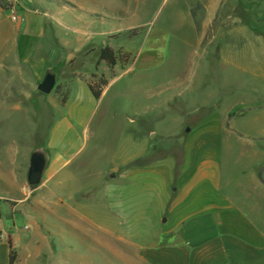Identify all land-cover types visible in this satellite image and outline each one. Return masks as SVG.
<instances>
[{
    "label": "crops",
    "instance_id": "obj_1",
    "mask_svg": "<svg viewBox=\"0 0 264 264\" xmlns=\"http://www.w3.org/2000/svg\"><path fill=\"white\" fill-rule=\"evenodd\" d=\"M158 1L153 21L155 31L147 32L146 36L140 35H145L147 30L144 18L156 0H65L75 6L83 18H104L90 37L87 33L90 25H85V30L74 29L69 35L67 29L59 30L47 23V12L58 8L54 0H13L16 13L25 19L23 25L12 23L11 13L3 12L0 6V128L7 124L21 127L25 114L43 110L57 112L59 108L68 107L67 101L60 103L57 97L42 94L49 98H39L41 103L35 104L39 95L37 86L48 69L53 73L56 71L55 85L59 91L68 88L69 83L81 81H84L85 89L91 91L100 78L118 74L119 66L126 64H139L144 71L150 61L144 60L139 53L121 56L122 48L118 46L123 43L121 38L130 46L141 38L147 44L151 36L155 44H160L169 36L195 50L201 56L204 70L209 73L213 62L201 49V43L222 7L225 48L215 59L233 66V72H238L233 81L242 82L240 88L257 91V97L244 105L250 109L230 117L255 113L257 118L240 128L255 137L230 141L252 152L253 160L238 170L237 183L224 182V175L220 172L224 141L221 136L227 134L225 124H228V115L235 107L229 109L224 125L217 122L223 129L221 136L215 138L208 132L211 134L206 136L209 141L202 147V155L205 154L196 157L199 164L212 162L215 167V173L204 169L197 175L196 188L204 183L211 184L216 200L223 203L222 208L212 209L207 202H196L195 211L184 216L173 231L160 234L154 240L144 238L145 247L140 256L135 257L128 251L118 253L111 250V253L124 264H264V0H218L216 4L214 0H208L200 35L190 16V10L198 0ZM127 72L133 73V69L121 75ZM221 92L215 93L214 98H220ZM211 101L207 99L206 105H211ZM202 123L195 127L196 130L205 122ZM64 130L70 136L61 139L55 154L50 155L48 149L42 147L47 156V168L41 184L36 187L28 185L27 173L29 154L38 148L39 141L35 139L26 149L21 142H15L8 152L0 150V264H9L11 252L17 255L16 264H59L53 263L55 252L49 235L51 223L47 218L36 217L41 210L49 212L47 209L54 204L56 192L66 186L65 170L79 152L71 149L70 140L76 138L75 127L67 123ZM189 157L194 159L188 150L184 162H189ZM186 171L188 169L183 165L181 177ZM131 204L132 210L135 204ZM61 210L69 215L76 214L67 207ZM22 216L31 219L34 225V232L26 238L21 237L22 229L18 227L17 218ZM3 218L10 221L12 227L6 228ZM55 219L63 222L62 217ZM79 221L67 223L74 225L76 228L73 229L79 233ZM94 241L100 246L107 245L104 237L94 238ZM66 254L63 258L68 259L62 264H81V256L70 260L71 254Z\"/></svg>",
    "mask_w": 264,
    "mask_h": 264
},
{
    "label": "rangeland",
    "instance_id": "obj_2",
    "mask_svg": "<svg viewBox=\"0 0 264 264\" xmlns=\"http://www.w3.org/2000/svg\"><path fill=\"white\" fill-rule=\"evenodd\" d=\"M54 1L58 8L47 12V23L59 30L67 29L69 35L74 29L85 30V25H90L87 30L90 37L99 28L100 21L104 22L100 17L83 18L81 12L65 0ZM158 4V0L151 3L144 18L147 30L141 36L155 31L153 21ZM217 31L220 32L212 45L204 49L213 62L209 73L195 50L169 36L160 44H155L151 36L147 44L141 38L130 46L121 38L123 43L118 45L122 48L121 56L139 53L150 61L144 71L139 64L119 66L118 74L100 78L91 91L85 89L84 81L69 83L62 91L56 84L49 97H57L60 103L67 101L66 109L25 114L21 127L7 124L0 128L1 151L8 152L15 142H21L26 149L36 139L50 155L57 152L62 138L70 136L64 130L65 124L76 129V138L70 140L71 149L79 152L65 170L66 186L56 192L54 204L47 209L49 212L41 210L36 217L47 218L51 223L53 263L62 264L68 259L63 258V254L68 252L70 260L81 256V264H124L111 250L133 252L138 257L145 247L144 238L154 240L160 234L173 231L184 216L195 211L196 202H207L212 209L222 208L223 203L216 200L211 184L196 188L197 175L202 170L215 173L212 162L199 164L197 156L202 155V147L209 141L207 135L221 136L223 129L217 122L224 125L227 111L235 107L229 119L250 109L244 105L257 97V91L240 88L243 83L233 81L238 74L233 72V66L216 60L225 48L221 20ZM199 64L200 69H197ZM129 69H133V73L121 75ZM218 91H222L220 98H214ZM57 92H61L60 95ZM49 97L39 93L35 104L41 103L39 98ZM207 99L213 101L211 105H206ZM256 118L255 113H243L225 124L227 134L221 136L224 141L220 164L225 183H237L238 170L253 160L252 152L230 140L253 139V134H245L240 128ZM202 122L204 125L196 130ZM187 129L189 134L185 135ZM188 150L194 155V161L189 157V162H184ZM183 165L188 171L181 177ZM109 174L115 179L108 180ZM131 203L135 204L132 210ZM65 207L76 214L62 212L61 208ZM174 209L181 211L180 217V212ZM55 217H62L63 222ZM17 219L22 238L34 232L31 219L23 216ZM163 219L167 220L165 225L161 224ZM73 221L80 222L81 233L67 223ZM2 223L6 228L12 227L6 218ZM99 237L106 238L107 245L100 246L94 241Z\"/></svg>",
    "mask_w": 264,
    "mask_h": 264
},
{
    "label": "water",
    "instance_id": "obj_3",
    "mask_svg": "<svg viewBox=\"0 0 264 264\" xmlns=\"http://www.w3.org/2000/svg\"><path fill=\"white\" fill-rule=\"evenodd\" d=\"M56 79L52 69L45 72L42 82L37 86V91L45 96H49L55 87ZM185 135L189 134V129L184 132ZM152 137V136H151ZM47 168V156L45 149L42 147L37 148L30 156L29 168L27 173V183L30 187L39 186L42 182L44 172ZM261 178V177H260ZM108 180H114L115 176L109 174ZM166 219H163L161 224L165 225Z\"/></svg>",
    "mask_w": 264,
    "mask_h": 264
},
{
    "label": "trees",
    "instance_id": "obj_4",
    "mask_svg": "<svg viewBox=\"0 0 264 264\" xmlns=\"http://www.w3.org/2000/svg\"><path fill=\"white\" fill-rule=\"evenodd\" d=\"M208 0H198L194 8L190 10V16L195 26L196 32L198 35L201 34V23L204 18L205 6L207 5ZM222 7L219 9L214 21L212 22L211 26L209 27L202 43L201 49L204 50L208 45V48L212 45L213 39L216 35L217 28L220 24L221 16H222ZM42 147L38 145V148ZM17 263V255L14 252H11L9 264H16Z\"/></svg>",
    "mask_w": 264,
    "mask_h": 264
},
{
    "label": "built area",
    "instance_id": "obj_5",
    "mask_svg": "<svg viewBox=\"0 0 264 264\" xmlns=\"http://www.w3.org/2000/svg\"><path fill=\"white\" fill-rule=\"evenodd\" d=\"M0 6L3 12L11 13L10 21L12 23H18L19 25H23L25 23V19L16 13L13 0H0Z\"/></svg>",
    "mask_w": 264,
    "mask_h": 264
}]
</instances>
